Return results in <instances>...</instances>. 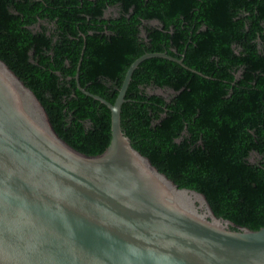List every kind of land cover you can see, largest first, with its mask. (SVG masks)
<instances>
[{
  "label": "trees",
  "instance_id": "1",
  "mask_svg": "<svg viewBox=\"0 0 264 264\" xmlns=\"http://www.w3.org/2000/svg\"><path fill=\"white\" fill-rule=\"evenodd\" d=\"M164 52L190 70L142 62L121 110L125 135L179 188L203 194L217 217L260 229L264 0H0V59L85 155L108 147L110 111L77 89L76 75L113 104L128 67Z\"/></svg>",
  "mask_w": 264,
  "mask_h": 264
},
{
  "label": "water",
  "instance_id": "2",
  "mask_svg": "<svg viewBox=\"0 0 264 264\" xmlns=\"http://www.w3.org/2000/svg\"><path fill=\"white\" fill-rule=\"evenodd\" d=\"M148 59L188 69L166 52L146 53L128 67L113 104L76 75L77 89L110 111V141L95 156L59 137L0 59V264H264V226L217 217L203 194L179 188L125 135L126 92Z\"/></svg>",
  "mask_w": 264,
  "mask_h": 264
},
{
  "label": "rangeland",
  "instance_id": "3",
  "mask_svg": "<svg viewBox=\"0 0 264 264\" xmlns=\"http://www.w3.org/2000/svg\"><path fill=\"white\" fill-rule=\"evenodd\" d=\"M151 92H153V93H156L157 95H159V96H162V97H165V98H168L169 97V95L171 94L170 92H168V91H160V90H157L156 92L155 91H153V90H150ZM251 161L252 162H254L255 161V159L254 158H252L251 159Z\"/></svg>",
  "mask_w": 264,
  "mask_h": 264
}]
</instances>
